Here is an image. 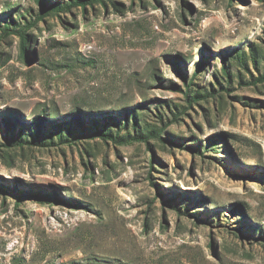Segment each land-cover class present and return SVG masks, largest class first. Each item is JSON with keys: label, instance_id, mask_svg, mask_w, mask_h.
<instances>
[{"label": "rangeland", "instance_id": "1", "mask_svg": "<svg viewBox=\"0 0 264 264\" xmlns=\"http://www.w3.org/2000/svg\"><path fill=\"white\" fill-rule=\"evenodd\" d=\"M115 2L45 18L24 50L4 26L40 6L0 0V264H264V63L224 72L264 54V0ZM191 82L212 96L190 105ZM128 110L161 138L97 135Z\"/></svg>", "mask_w": 264, "mask_h": 264}, {"label": "trees", "instance_id": "2", "mask_svg": "<svg viewBox=\"0 0 264 264\" xmlns=\"http://www.w3.org/2000/svg\"><path fill=\"white\" fill-rule=\"evenodd\" d=\"M37 5L40 6V10L38 11V13H34L33 11H26V13H24L23 15H25V19L24 17L22 18L24 20L23 24L22 22H20V24H5L4 26V31L5 33H14V34H18L21 37L22 40V44H23V49H26V45L27 43L30 41V35L28 34V30L30 27L36 25L37 23L44 21L45 18L56 14L58 15L59 13L62 12H69L71 11L73 8H78V7H86L88 5H92L94 6L95 4H100L103 5L105 7H108L109 4H113L114 8H116L117 10H120V12H122V8L119 4H117L115 2V0H68V1H59L56 2L54 4H52L50 7H46L45 4V0H35ZM33 12V13H32ZM234 60L232 63V65H225L224 66V72L225 75L228 78H231V74L229 71L230 66H236V67H240V68H244V69H248L249 68V63H253L254 65H256L257 68H259L262 65V62L264 63V54L262 52V50L258 47V48H252L251 51L249 53L245 52V51H236L235 55H234ZM76 61L78 63H82L85 64L87 66H93L95 65V61L93 60H89L87 63L83 62L81 59L77 58ZM259 83H264V73L257 79H255L251 84L252 85H257ZM194 83H188L187 84V92L185 93L188 102L190 103V105L192 103H195L197 101V99H205L208 97L212 96V93L207 92L206 94L198 92V90H195L194 88ZM180 113L183 112H177L174 113V117L175 119H178V115H180ZM56 114H52V118H55ZM130 119H133L134 124L133 126H129L128 124V119L127 121H125V123L120 122V120H118V118L112 116L110 117V121H112V123L114 124H107L105 125L104 128H101L99 131H97V135L100 136L102 139H104L105 141L108 140H112L114 141L116 144L119 145H126V144H131L133 142L136 141H145L148 142L150 139L152 138H161L162 132L164 131L162 128L158 129V130H151L148 131V133H144L142 130L140 131H136L137 128V118H138V112L137 110H128L127 114H126ZM78 123L81 124V118L78 116H76ZM162 118V117H160ZM39 125H42V123H39ZM115 126V130L112 128ZM58 131L57 134L58 135H62L63 131V127L59 124L58 126ZM23 128V127H22ZM126 129L125 130V134L121 133V129ZM67 129H69V131L71 132L70 134L76 138L78 136V130L76 128H72V127H68ZM132 132L135 133L134 135H132ZM24 131L23 129H21L19 131L18 134V140L20 141V143H27L29 142V139H32L33 141H41V130H38V134L37 135H32V134H28V135H24L23 134ZM42 142V141H41ZM49 197H54V195H50ZM73 264H80V263H73ZM85 264H98L94 261L92 262H88Z\"/></svg>", "mask_w": 264, "mask_h": 264}]
</instances>
